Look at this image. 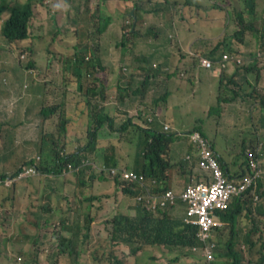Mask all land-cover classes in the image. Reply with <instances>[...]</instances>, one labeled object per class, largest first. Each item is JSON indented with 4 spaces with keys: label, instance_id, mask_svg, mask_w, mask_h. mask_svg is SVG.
I'll return each mask as SVG.
<instances>
[{
    "label": "trees",
    "instance_id": "obj_1",
    "mask_svg": "<svg viewBox=\"0 0 264 264\" xmlns=\"http://www.w3.org/2000/svg\"><path fill=\"white\" fill-rule=\"evenodd\" d=\"M64 1L67 3V7L63 8L60 6L59 8H54V0H16L11 4H6L5 0H0V49L13 51L14 46H21L22 41L30 37V22L31 20L37 22V14L35 12L37 4L43 7V15L45 11H48L49 16L56 17L59 20V25L64 26L61 24L63 18L66 19L65 23L73 22L69 29L77 30L78 34L76 36V44L74 45L73 58L69 64L72 67L67 71L64 82L71 83L72 92L81 93L77 95V99L72 98L73 101H70L69 105L65 108H62L66 102L64 98L59 104L52 106L41 105L38 108L35 114L41 120L39 125L41 134L38 137L37 151L35 154L30 155L31 158L29 160L20 159L22 162L18 166H16L14 160L11 161L10 167L0 166V200L13 198L19 191H21L22 195H27L24 199H29L30 195L38 192L33 177H39L45 173L52 174L53 178L65 175L70 181L74 180L78 188H81L87 176L92 178L97 175L96 170L86 160L93 162L100 160L105 166L109 167L120 166L119 173L124 169L143 173L147 177L155 179L159 188L158 191L164 192L169 188V184H167L168 172L172 167L167 154L171 143L179 136L178 133L144 129L132 122L130 118L115 126V118L111 115L110 108L108 111L105 106L109 103L105 100L106 86L102 80H98L100 73L107 69L99 53V36L103 30L107 29L112 19L111 16L114 15L109 13L107 9L113 10L121 2L126 5L122 19L116 21L114 24L119 26L120 38L124 39L128 34L135 31L136 13L144 12L145 6L154 7L156 5L152 9V12H154L157 7L161 8L158 6L159 0H98L104 2V9L109 7L101 11V17L91 11V9L93 10L99 6L96 3L90 8V2L93 0ZM107 1H110V3L107 4ZM244 1V10H235L233 13L235 19L240 24V28L232 34L229 41L220 42L219 46L216 45L214 51L221 48L222 53L226 51L229 54L247 55L249 63L243 69L244 74L259 67L257 70L262 71L259 78L263 79L262 88L264 90V7L262 10L260 7L258 10L256 9L259 0ZM262 3L264 5V0ZM132 8L135 10L133 13L131 12ZM164 10L167 11L169 9ZM70 17L72 18L70 19ZM130 18H133V20L128 26L127 19ZM42 19L45 22L43 16ZM162 20L166 19L162 18ZM166 21L168 23L169 19ZM43 23H40V26ZM245 31L249 33L245 34ZM94 35L95 38L93 37ZM111 36L108 33V37L110 38ZM247 37H250V39ZM36 38L38 40L41 39V37ZM232 40H235L237 44H233ZM177 42L178 47H183L179 38ZM250 44L252 45L249 48ZM27 49L33 52L32 45H28ZM211 53L213 54V52ZM202 55H206V51ZM21 58H24L23 54ZM194 59L198 61L196 55H194ZM169 64L172 71L176 69L177 66L172 63ZM192 65H194L193 62ZM21 67L25 70H34L31 61ZM231 67H234L233 70L236 71L240 66L231 65ZM64 69L65 71L68 70V68ZM224 69L226 68L221 69V74ZM37 70L32 71L34 74L30 73V76L34 85L43 91L46 81L41 83L42 75H38ZM165 73L170 74L169 71ZM149 75V73L146 74L142 84H144L145 80L149 79ZM244 79H246L245 76ZM235 84L238 86L237 83ZM234 93L237 95L238 92L235 90ZM262 95L263 97H258V94H243L245 100L253 103L256 109V116L251 106L244 111L243 115L246 120L251 119L253 121L257 116H260L261 119L263 118L264 92ZM233 98L234 95L230 99ZM158 101L159 99L153 97L151 105H148L154 116L159 112ZM179 102L181 105L177 106V109L180 110V108L185 107V110L189 108L188 112H191L193 106L189 105L187 99H182ZM220 102L221 98H217V105H220ZM60 107L64 115L56 116L53 122L51 113L57 111ZM221 108L225 107H202V113H199L202 114V118H195L193 127L208 142L219 166L228 174L225 168L228 167V161H232L230 157L233 154L228 153L226 155L227 151H224L223 148L221 149V145L217 147L216 143L221 144L222 136L229 134L232 127H235V124L228 128L227 131H212L208 127V123L204 121L205 118H210L212 114L214 115L211 119L217 124L229 121L227 116H224ZM47 119H50V122H47ZM104 129L107 133L103 135ZM71 134L77 135L70 137ZM112 134H117V136H113ZM214 135L217 138L220 135V141L216 140ZM134 140L137 143L140 142L141 146H136L132 163L129 164L126 156L122 154V149L126 146L124 143ZM245 142L246 140H242L239 143L241 155L235 160H240V157L245 159L244 165H246L247 172V160L250 157H254V152H252L253 147L244 146ZM189 145V150L193 149L196 152V146L194 144ZM250 145L252 144L250 143ZM220 150L223 152H220ZM247 150L251 152L247 153ZM11 153L12 148L7 149L0 154V160L4 161ZM258 156L263 162L262 156H264V152H261ZM197 163L198 160L195 157V161L192 164L197 170V175L191 177L189 182L192 179L201 180L204 178L207 180L208 178L207 173L203 169L197 168ZM28 167H33L36 173L34 175H27ZM262 168L264 171L263 166ZM68 170L74 172L75 176L66 173ZM240 180V177H237L234 181L238 183ZM114 185L117 195L126 194L133 196L136 206L132 215L117 212L106 221L109 224L107 235L96 239V248H99V250L96 249L90 252L96 264H105L107 261L108 264H128L114 254V249L119 246L129 249L130 254L134 256L133 264H141V254L139 253L145 250V246L157 247L159 249L164 248L170 252L171 256L166 264L178 262L180 259L186 257H194L204 264H207L209 261L214 264H264V231L258 230L257 242L249 250L250 253L246 257L241 253L240 243L238 242L240 230L252 231L256 227L254 226V221L251 220L256 211L260 214L262 213L264 219V183L261 180L255 187L250 186L239 195L235 194L228 208L217 212L223 221V225L216 228L217 232L218 230L219 232L227 230V238L222 244L219 242L214 243L209 253H204L203 248H200L196 253L191 252L193 246L201 245L197 237L198 228L193 224L186 223L184 218L173 214L172 208L181 201L179 198H176L173 203L168 202L165 207L153 210L149 203L144 200L137 201V195L141 191V187L138 184L122 180L119 176H114ZM82 192L84 193V188ZM251 192L260 195L261 201L257 207L253 206L250 202L249 194ZM43 193H47L46 190H43ZM57 193L63 197H59L60 200L53 199L46 202L45 206L50 207L52 204L59 206L61 201L65 200L67 209L71 211L68 217H72L73 212L78 211L75 199L67 197L69 196L68 192L57 190ZM30 204L35 205L32 202ZM16 205L17 203L14 201L11 205L12 209L6 208L8 212H3L5 220H11L13 217L16 218L18 226L14 230L15 237L0 231V252L5 253L12 259H16L20 255L28 257L31 255L33 249H36L38 254V249L42 248L44 244L42 238L46 224L43 204L38 208L28 207L24 209V216L22 218H19L18 214L14 211ZM3 207V204L0 202L1 212ZM244 217L246 219L244 220L246 226L249 222L252 223L250 228H246L243 225ZM240 219L241 223L239 224ZM61 225L65 230L72 229L70 218H66V223H61ZM26 226L29 227L30 231L23 237V241L24 243L30 242L31 247L29 249H26L24 246L18 249L11 247L8 251L5 250L9 241L16 239L17 243V231H22V227ZM82 233L83 229L72 230L70 242L74 244L77 241L82 243V240H78ZM75 253L79 255L80 251L77 250ZM209 256H212V258L208 259ZM111 257H114L113 262L111 261ZM150 264L153 263L150 262Z\"/></svg>",
    "mask_w": 264,
    "mask_h": 264
},
{
    "label": "rangeland",
    "instance_id": "obj_2",
    "mask_svg": "<svg viewBox=\"0 0 264 264\" xmlns=\"http://www.w3.org/2000/svg\"><path fill=\"white\" fill-rule=\"evenodd\" d=\"M241 1L242 0H169V10H163L161 12V17L163 19H169V22L165 25L161 33L162 37L167 35V41H160L157 43V52L179 51L178 42L176 40L177 37L180 39L182 46L185 47V50L188 48V46L192 47L193 49H198L202 52L209 49L215 50L216 45L219 46L220 42L229 41L232 37V34L238 30V28H240V24L235 19L233 13L235 9L242 7ZM262 1L263 0H259V3H257V10L259 7L261 10L263 9L264 5ZM175 7H178L177 11H171V8ZM43 17L45 18V22L41 26L39 23L31 20L29 25L30 37L29 40L23 41L24 45L14 46L13 51L9 49H0V154L7 149L12 148V153L8 155L4 161L2 159L0 160L1 167H10L12 160H14L16 166H18L21 164L22 160H29L31 158L30 155L35 154L37 151L38 136H36V133L41 120L35 118L34 120L25 121L23 120L22 113L24 112L29 115V112L34 107L33 103L41 104L44 102L46 104H54L60 102L64 96L61 87L55 83H52V79L56 78L55 75L58 72V69H69L72 67L69 66V64L73 58L74 45L76 44V36L78 31L70 30L68 27L59 25V20L56 17L53 18L49 16L48 11L44 12ZM229 18L230 21L228 22ZM53 20H55L54 24ZM130 24L131 23H128L127 25L129 26ZM144 27V30H146L148 26ZM169 33L175 36V40L168 38ZM246 33L249 32L245 31V34ZM109 34L112 35L108 39L109 41L118 40L120 38L119 26L112 25V29L110 30ZM36 37H41V39L36 40ZM93 37L95 38V35ZM247 38L250 39V37ZM30 39H33V43L30 42ZM198 40L202 42H198ZM139 42L140 46L135 50V55L140 58L144 51L147 50V47L141 38H139ZM232 43L237 44L235 40H232ZM28 45H32L33 52L27 49ZM251 45L252 44H250L248 47L250 48ZM220 51L221 48L217 49L215 53H219ZM36 53H38L39 56L37 60H34ZM22 54L24 55V58H21ZM101 56L103 59V64L108 69H110L111 76L124 77L123 80L125 83L126 70L123 68V66L128 67L130 65V59L124 54L120 55L117 51H115L113 45L109 44L107 40L105 41L104 51ZM30 61L35 65V69L44 70L46 68L52 72V75L46 74L41 77V83L46 81L45 87H49L48 91L44 89L49 96L34 85L30 74H28L26 71L23 73L21 68L18 67L20 65H26ZM106 62H108V65H110L111 68L106 65ZM257 69L252 70L254 71L253 73L255 75H257V73L260 71ZM199 73L203 74V71L200 70ZM236 83L239 87L241 85L243 86L244 89L241 90L243 94H257L260 88L262 89L263 79L252 78L242 82L241 84L236 80ZM230 85L232 87H228L226 90H216V94H223L225 97H231L234 95V100H236L239 95L241 96L240 89L238 86H234L232 84ZM233 90L238 91L239 94L235 95ZM78 94L81 93H68L65 97L66 105H69V102L73 101L72 98L77 99ZM255 97H257V95H255ZM258 97H263L261 91L258 93ZM114 99V91L106 89L105 100L109 102L110 100ZM178 101H182V99ZM206 105L208 106V104L202 102V107H206ZM105 106L107 110L109 108L111 109L112 107L115 108L112 103H108ZM201 108L199 106H193L190 113L188 111H184L185 107L180 108V110L172 109L170 111L171 115L167 116V120L170 121L171 129L175 130V132L183 133L189 131L194 125V119L199 117L202 118V114H199L202 113ZM225 109L226 108H221V110L224 112V116H227L229 121L217 124L211 119L214 114H212L210 118H205L204 121L208 123V127H210L212 131H227L228 128L235 124V127H232V130L229 134L223 135L222 138L219 135V138H221V144L216 143L217 147L221 145V149L223 148V150L227 151V153L233 154L230 157V160L233 161V159L241 155L239 143H241L242 140H246L244 143L245 147H253L250 145L251 141L254 142L257 138H259L261 141L264 137V114L262 119L260 116H257L252 121L251 119L246 120L243 117V113L246 111L244 105L243 108H240L243 116L236 110L229 111ZM253 112L256 116L255 107L253 108ZM116 113L117 121L115 126L124 120L123 110L116 108ZM106 133L107 132L104 129L102 134L104 135ZM113 136H117V134ZM214 137L216 140L218 139L220 141V139L215 135ZM184 138L189 142L188 137L185 136ZM183 143L185 142L183 141ZM124 144H126V146L122 149V154L126 156L128 163L131 164L134 149L136 146L140 147L141 143H137L136 140H134ZM220 152L223 151L220 150ZM262 152H264V149ZM172 154L173 152L170 147L168 158L175 159L176 162L174 166L178 170L179 178L174 182L171 188L176 191H180L189 182L191 177L197 175V170L192 164V162L195 161V158L190 159L187 164H181L180 159L184 155L173 158ZM262 158V166L264 167V156H262ZM241 160L242 162H245V159L242 157H240V160L238 161L240 162ZM26 173L27 175L33 174L31 169H29V172ZM68 173L69 175L75 176L74 172ZM45 174L52 175L50 173ZM261 181L264 183V177L261 179ZM53 186L60 188V180H54ZM51 193L52 192H47V194ZM18 196L22 197L21 191H19L13 198L0 200L4 206L2 212L0 211V231L13 237H15L14 230L18 226L16 218L13 217L11 220H5L3 214L8 212L6 208L12 209L11 205ZM121 198L123 204L125 203V205L128 206V211L130 209H135L136 203L133 196ZM44 199L47 198L44 197L43 190L41 189L40 200L42 201ZM28 207L32 206L28 205L26 202H21L19 209L22 210ZM19 209L17 207L14 208L16 213L19 212ZM259 215V212H256L254 217L251 219L254 221V226H256L253 228L254 231H246L245 229L240 230L238 237L239 243L250 244L252 241L255 243L257 242L258 230L264 231V219L258 217ZM20 216H24L21 211ZM240 223L241 220L239 221V224ZM251 226L252 223L249 222L246 228H250ZM226 233L227 230L223 232H219L218 230L216 243H224L225 239L227 238ZM15 243L16 239L9 241L5 250L8 251L11 247L17 248ZM245 248L247 247L245 246ZM144 249L145 250L139 253L141 254V264H150V262L153 264H166L171 256L170 252L164 248L159 249L157 247L145 246ZM244 253H246L247 256V251ZM114 254H116L118 258L124 260L128 264L134 263V256L130 254L127 247H116L114 249ZM111 261H114V257H111ZM0 264H35V261L33 256L23 257L20 255L17 256L16 259H12L5 253L0 252ZM105 264H108V261L105 262ZM171 264L203 263L194 257H186Z\"/></svg>",
    "mask_w": 264,
    "mask_h": 264
},
{
    "label": "crops",
    "instance_id": "obj_3",
    "mask_svg": "<svg viewBox=\"0 0 264 264\" xmlns=\"http://www.w3.org/2000/svg\"><path fill=\"white\" fill-rule=\"evenodd\" d=\"M6 4H11L15 0H5ZM23 1V0H20ZM48 1V0H46ZM89 5L90 8L94 4H98V8L100 9V12L104 9V2L101 1H92ZM110 3V1H107V4ZM62 6L63 8L67 7V3L64 0H54V8H59ZM156 6V5H155ZM154 6V7H155ZM170 5L164 4L161 8L157 7L154 12H152V9L154 7L145 6L144 12H137L136 13V26L135 30H138V27L141 26H148L147 30L142 31L141 36H135L132 40V35L128 34V37L131 38V45L130 50H133L132 57L135 58V66L137 70L139 71L141 69V59L135 55V50L139 48L140 42L139 38L142 39L145 46L147 47V50L144 51L141 57H146L150 60V62L153 61H163L160 62L162 65H168L171 66L169 63L174 64L176 67L175 70L169 71L170 74L167 73H159L154 78H151L149 80V85L146 89L145 98L147 100L152 99L153 97L156 99H159L158 101V107L161 109V115L159 120H155L154 125L158 127L160 125V121L162 120L163 123H168L170 125V121L167 120V116H170V111L172 109H177L176 107L180 106L181 103L178 101L180 99H187L189 101V105L200 107L202 106V102L208 103L213 99V102L216 100V88L217 83H227L231 82V79L237 80L238 83H242L246 80H250L252 78L258 79L261 75L260 71L257 75H255L254 71H249L248 73L244 74V70L238 69L235 71L233 70L234 67H228L223 70L220 78L218 79V75L216 73H211L209 71L203 70L201 68H197L194 65H192V62L188 61L185 56L184 48H179V51H164V52H157L158 42H164L167 41V35L162 37L161 33L165 25L167 24L166 20H162L161 17V11L164 10V8L169 7ZM126 5H124L122 2L118 3L113 10L107 9V11L111 14H114L107 27L102 33V43L105 44V41L109 44H116V40L109 41L108 33L112 29V25L116 23V21L121 20L123 16V12ZM42 8L38 4L35 6V12H36V19L38 23H43L42 19ZM93 12V10L91 9ZM131 12H135V10L132 8ZM72 17H70L71 19ZM125 18V17H124ZM133 18L127 19V23H131ZM66 19L63 18L61 21V24L64 26L71 28V25L73 22L65 23ZM133 41V43H132ZM198 42H202L198 40ZM205 52V51H204ZM207 54H210L207 53ZM180 68H183L187 73V78H182L178 76V71ZM132 70V74L137 75L138 71ZM202 70L203 74H200L199 71ZM23 73L25 72V69H21ZM38 75L41 74L46 75H52V72L48 69L41 70L40 72L37 70ZM23 75V74H22ZM21 76V75H20ZM244 76L246 79H244ZM19 77V76H16ZM32 78V77H31ZM140 78V77H139ZM129 74L126 75V82L129 81ZM107 84L110 86V88L115 90V87L118 84H121V79L119 77L112 78L111 76H108ZM52 83L57 84L59 87H61L63 91V98L66 101V95L68 93H72V87L71 83H67L64 81H61L59 79L52 80ZM229 85V83H228ZM48 86H44V89L48 91ZM241 90H243V86L241 85L239 87ZM43 89L44 92H46ZM75 94V91H73ZM48 95V93L46 92ZM49 96V95H48ZM62 98V100H63ZM127 99V97L125 98ZM61 100V101H62ZM60 101V102H61ZM60 102L54 103L59 104ZM227 104H225L226 107H231L233 109L235 106L238 105H246L247 101L245 98H238L237 100H234L232 103H228L229 99L225 101ZM34 104V107L29 112V115L27 113L23 114V120L29 121L34 120L35 118H38L35 114L38 108L41 105L45 106H52L54 104ZM130 103L127 106H131ZM65 104L62 106V108H65ZM223 106V105H222ZM137 106L127 108L126 110L129 112L128 117L130 116V110L135 108ZM179 110V109H178ZM184 111H189V108H187ZM31 113V114H30ZM64 115L61 107L57 110L51 113L52 120L54 122L56 116H62ZM67 116V115H66ZM39 119V118H38ZM47 122H50V119H47ZM41 134L40 127L37 128L36 136L39 137ZM77 134H71L70 137H75ZM183 141L185 143H183ZM176 144V146H175ZM176 147L175 153L173 152L172 156L173 158L182 156V158H185L187 155L190 156L188 159H180L181 164H187L190 159H194L195 157H198L197 152L192 154L194 151L193 149L189 150V143L184 137L177 138L172 144L171 149ZM191 153V154H190ZM228 154L227 152L225 153ZM169 155V151L167 154V157ZM169 159V158H168ZM236 159V158H235ZM233 159V161H228V167L225 168V171L228 173L226 174L223 170L224 175L227 177V179H233L235 180L237 177L242 176L246 172V165H244V162L242 160L239 162L238 160ZM172 163V167L170 171L168 172V180L167 184H169V188L172 187L174 182L179 178L178 170L174 166V159H169ZM35 181V186L38 188V192L36 194H32L29 196V199H24L27 195H22V197H16L15 202L17 203L16 207L19 209L21 202H26L29 204L30 208H38L41 204L44 205V219L46 221L45 224V230L43 235V241L44 244L42 248L37 250L33 249L30 256L34 257L35 264H96L93 255L90 254V252L95 251L96 249L99 250V248H96V239L105 237L107 235V228L109 227V224L106 222L108 219H110L114 214L117 212L131 214L129 212H126L125 209L128 208V206L123 204L121 195H117L116 192L113 189V185L111 182L104 180H101L97 175L89 178L87 176L85 178V183L81 188H78L75 181H70L69 178L65 175L58 178H53L52 175H42L39 177L34 176L33 177ZM59 179L60 180V188H56L53 186V181ZM185 187V186H184ZM84 188V193L82 192ZM46 190V192H52L51 194L44 193V197L47 199L40 200V191ZM76 189V190H74ZM184 189V188H183ZM182 189V190H183ZM57 190L65 191L69 193V196L73 199H75L76 206L78 208V211L73 212L72 217H68L70 212L67 209V205L65 200L61 201V204L59 206L52 204L50 207L45 206L46 202H49L53 199H59V197H63L61 194L57 193ZM176 191V190H175ZM181 191V190H180ZM176 191V192H180ZM54 192V193H53ZM29 200V201H28ZM60 200V199H59ZM32 202L35 205L30 204ZM65 203V205H64ZM23 210L19 209L18 214L19 218H22L23 216H20V211L23 213ZM185 210L186 206L179 201L177 205L172 208L173 214L177 215L180 218H185ZM15 211V210H14ZM257 212V211H256ZM24 214V213H23ZM260 214V213H259ZM66 218H70L71 221V230H65L63 229L61 223H66ZM241 220V219H240ZM245 218H243V223ZM244 223L243 225H245ZM83 229V233L80 236L78 240H82V243H71L70 240L72 238V230H81ZM30 231L29 227H22V231L18 230V240L15 246L17 248H20L21 246H24L26 249H29L31 247V243L27 242L24 243L23 237ZM241 248L244 250L245 247L243 243H241ZM80 251L79 255H76V251ZM246 256V253H244Z\"/></svg>",
    "mask_w": 264,
    "mask_h": 264
},
{
    "label": "clouds",
    "instance_id": "obj_4",
    "mask_svg": "<svg viewBox=\"0 0 264 264\" xmlns=\"http://www.w3.org/2000/svg\"><path fill=\"white\" fill-rule=\"evenodd\" d=\"M23 1H25V0H23ZM241 2H242V7L239 8V9H235V10H238V11L239 10H241V11L244 10V8H245V1L242 0ZM164 4L170 5L169 0H159V5L158 6L162 7ZM169 8H170V6L167 7V8H164V9H169ZM177 9H178V7L171 8V11L172 10L177 11ZM93 12H95L96 14H98L99 17H101V12H100V9L98 7L94 8L93 9ZM144 28H145L144 26H141L140 28H138V30H135L133 32V35H132V40H133V37H135V36H141V33H142V31H144ZM147 28H146V30H147ZM102 33L99 36V43H100L99 53H100V56H101V54L104 51V44L102 43ZM174 37L175 36L173 34H171V33L168 34V38L169 39L175 40ZM35 39L38 40L37 38H35ZM130 39L131 38H129L128 36L126 38H124V39L119 38L118 40H116V42H117L116 44L115 43L112 44L115 51H117L120 55L124 54L126 57H128L130 59V65L128 67L123 66V68L126 70L125 75H128L129 74V78H130L129 81H127V83H124V80H123L124 77L117 76V77H119V79H121V82L122 83L121 84H118L115 87V90L112 89V88H110V86L107 84V81H105V80H107L108 76H111V74H110L111 71L105 65L104 66L107 68L106 71L100 73V75L98 77V80L99 81H101V80L103 81L104 85L106 86V89L112 90L115 93V99L109 101V103H112L115 106V108L112 107L111 109H109L110 112H111V115L115 118V122H116L117 121V119H116V117H117L116 108L121 109V110L124 111V120L123 121H125L127 118H130V117H128L129 112L126 109L127 108H131V107H134V106H137V107L133 108L132 110H130V116H131L130 119L132 120V122H134L135 124L139 125L141 128H144V129L164 130V131H168V132H175V130H172L171 129V125H169L168 123H163L162 120L160 121V125L158 127H156L154 125L155 120H159L160 119L159 117L161 115V109L158 107L159 112H158L157 115L154 116L152 114L151 108L148 106V105H151V100L152 99L147 100L145 98V93H146V89H147V87L149 85V80L151 78H154L159 73H165L166 71H172V70H171V68L168 65H162L160 63V62H163V61H158L157 60V61L150 62L149 59H147L146 57L143 56V57H140L139 58V59H141V63H143V65H141V69L138 71L137 68H136V66H135V62H134L135 61V58L132 57L133 50H130V45H131V40ZM177 39H178V37H177ZM27 40H29V38ZM30 42L33 43V39H30ZM23 43L24 42L22 41V45H24ZM132 43H133V41H132ZM179 48H182V47H179ZM183 50L185 52L186 59L188 61H190V62H193L195 67L201 68V69L206 70V71H209L211 73H216L218 75V77H217L218 79L221 76V69L222 68H228L231 65H237V66H240L239 67L240 69H244V67H247V64L249 63L248 62L247 55H243V56L241 55L240 56V55H235V54H229L226 51H224L223 53H222V51H220L219 53H215L216 51H214L212 49L207 50L206 51V55H202V53H203L202 51H200L198 49H193L190 46H188V48L186 50L185 49H183ZM209 52H210V54H207ZM211 52H213V54ZM194 55L197 56L198 61L194 59ZM224 55H227L228 58L224 59V57H223ZM38 56H39V54L36 53L35 54V57H34V60H37ZM202 58L208 60L210 62V66H204V65H202V63H201V59ZM101 59H102V56H101ZM263 60H264V57H263ZM102 61H103V59H102ZM106 65L111 68V66L108 65V62H106ZM34 66L35 65L33 64V67ZM18 67H20L21 69H23L21 66H18ZM34 70H35V68H34ZM34 70H25V71L28 74H30ZM69 70L70 69H68V70L65 71L64 68L58 69L57 70L58 72L55 75L56 78H54L52 80L59 79L61 81H65V78L67 76V71H69ZM132 70H137L138 71V74L137 75L132 74ZM38 71L40 72L41 69H38ZM147 73L150 74L149 75V79L145 80L144 81V84H142V81L145 78V76H146ZM32 74H34V73H32ZM178 76L179 77H182V78H187V73H186V71L183 68H180V70L178 71ZM115 77H112V78H115ZM228 83H229V85H228ZM235 83H236V81L233 80V79H231V82H227V83H224V84L223 83H220V84L217 83L216 90H220V89L221 90H226V88L232 87L230 84L236 86ZM234 91L235 90H233V92ZM260 91H261V94H263V92H264L263 88L262 89L260 88V90L258 91V93ZM105 93H106V90H105ZM240 93H241V96L239 95L238 98H243V93H242L241 89H240ZM238 94H239V92L237 93V95ZM126 97H127V99H125ZM231 97H225V95H223V94H221V95L216 94V100L213 102V99H212L207 104H208L209 107L210 106H219V107H225V108H227L229 110H236L239 114L242 115V112H241V109L240 108L241 107L243 108V105L235 106L233 109H231V107H226L225 106V104H227L225 102L227 99H229V102L228 103H232L234 101V98L233 99H230ZM217 98H221L220 105H217ZM130 103H133V104H131V106L128 107L127 105L130 104ZM244 106H245L246 110L250 106L252 107V109L255 107L254 104L253 103H250V102H247V104L244 105ZM200 107H202V106H200ZM195 131L198 132L196 129H194V127H192L187 132H184V133L183 132H175V133H178V135H179V136H177V138H179V137H185V136L188 137V139H189V142L188 143L189 144H193V142L191 141V135ZM250 143L253 146L252 152H254V158L258 161V167H259V170H260L259 176H258V178H256V182H254V183H252L250 185L252 187H255L256 184L264 177V171H263V168H262V161H261L260 157L258 156V154H261L262 150L264 149V137L262 138L261 141H260L259 138H257L254 142L251 141ZM175 146H176V144H175ZM175 146L172 149V151L174 153L176 151V147ZM170 147H171V145H170ZM248 152H251V151L250 150H247V153ZM194 153L195 152H193L192 154H194ZM188 158H190L189 155H187L185 158H182L181 157V159H188ZM197 160L199 162V156L197 157ZM86 161L90 164V166L92 168H94L96 170L97 176L101 180H104L105 179L106 181L112 183L113 189H114L115 192H116V189H115V185H114V176H119V178L122 179V180H126V181H129V182H133V183L138 184V186L141 187V191L137 195V201L144 200L145 202H147V199L149 198V196L151 194H153V193L163 194L166 190L171 189L173 191V193H174V197H173L172 201H168V202L173 203L176 198H179L182 201V203L186 206L184 221L186 223L193 224V225L197 226V228H198L197 237H198L201 245L200 246H193L191 248V252L192 253H196L200 248H203L204 249L203 241L198 236V233L200 231L199 230V227H198V225L194 224L187 217V214H186V212H187V204H186L185 201L182 200L181 194L185 191V189L187 188L188 185L197 184L199 182H205V181H207L206 179H204V178L201 179V180H194V179H192L189 183H187L185 185L184 189L181 190L180 192H176L172 188H167L164 192H159L158 191L159 188L157 186V181L155 179H153V178L147 177L143 173H140V172L136 173V172H134L132 170L124 169V170L132 171V172L136 173L138 177H140V176L142 177L141 180H129V179H126V178H124L122 176V172L124 170H122L120 173L118 172L120 166H115V167L105 166L100 160H97L95 162L88 161V160H86ZM247 164H248V171L245 174H243L242 176H240V179L243 176L247 175V174H253V172L251 171L250 165H249V159L247 160ZM197 168H200L198 163H197ZM29 169H31V171L33 172L32 175H34L36 173L33 167H28L27 168V172H29ZM68 172H71V170H68L66 173H68ZM223 175H224V173H223ZM224 177L226 178V180H228L225 175H224ZM230 180H233V179H229L228 181H230ZM74 190H76V189H74ZM121 197H129V195L124 194ZM233 197H235V195L232 196V198ZM232 198L230 199V201L232 200ZM249 199H250L251 204L253 206H255V207H257L258 203L261 201L260 195L256 194L255 192H251V194H249ZM230 201H229V204H230ZM167 203H166V205H167ZM149 205H150V202H149ZM166 205H164V206H156L155 208H152L151 206L150 207L153 210H156L157 208H162V207H165ZM227 208H225V209H227ZM225 209H223V210H225ZM134 210L135 209H133V210L130 209L128 211V208L125 209L126 212L131 213L129 215H132L134 213L133 212ZM218 211H222V210H216V212H215L217 218L221 221V225L214 227L211 230L210 234H208V238H207V244H209V245L211 244L212 246L214 245V243H216V236H217V229L216 228L221 227L223 225V221L220 219L219 215L217 214ZM258 217H260V218L263 219L262 213ZM107 231H108V228H107ZM243 245H244V247L246 246L247 248H245L243 250L241 248V243H240L241 253L243 254L245 251H247V253L249 254L250 253L249 250H251V248H253L255 246V242L252 241L250 244L243 243ZM257 256L258 255H257V252H256V257ZM207 264H214V263L211 262V261H209Z\"/></svg>",
    "mask_w": 264,
    "mask_h": 264
},
{
    "label": "built area",
    "instance_id": "obj_5",
    "mask_svg": "<svg viewBox=\"0 0 264 264\" xmlns=\"http://www.w3.org/2000/svg\"><path fill=\"white\" fill-rule=\"evenodd\" d=\"M228 58L227 55L223 56ZM264 57V54H263ZM204 66H210V62L204 58L201 59ZM191 141L196 146V152L199 156V167L208 175L207 181L197 184L188 185L181 194V198L187 204V217L199 227L198 236L203 241L204 253L211 252V244H207L208 234L211 230L221 225V221L217 218L216 210H223L228 207L229 201L235 194L242 193L250 185L256 182L260 170L258 161L254 157L249 158V165L253 174H247L236 183L234 180H226L223 172L215 158L210 145L202 138L198 132H193ZM122 176L129 180H141L136 173L124 170ZM174 193L171 189L166 190L163 194L153 193L147 199L150 206H164L168 201H172ZM209 256L208 259H211Z\"/></svg>",
    "mask_w": 264,
    "mask_h": 264
}]
</instances>
